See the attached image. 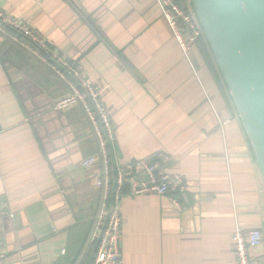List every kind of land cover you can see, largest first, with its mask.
<instances>
[{
    "label": "crops",
    "instance_id": "crops-1",
    "mask_svg": "<svg viewBox=\"0 0 264 264\" xmlns=\"http://www.w3.org/2000/svg\"><path fill=\"white\" fill-rule=\"evenodd\" d=\"M0 10L102 89L114 164L156 150L175 158L169 171L183 177V210L122 187L124 264H237L235 221L264 228V179L204 33L184 56L156 0H0ZM34 49L0 30L4 264H88L106 165L82 106L54 108L69 86ZM91 156L98 160L82 166ZM253 255L264 258V247Z\"/></svg>",
    "mask_w": 264,
    "mask_h": 264
},
{
    "label": "built area",
    "instance_id": "built-area-1",
    "mask_svg": "<svg viewBox=\"0 0 264 264\" xmlns=\"http://www.w3.org/2000/svg\"><path fill=\"white\" fill-rule=\"evenodd\" d=\"M156 2L179 48L184 56H188L190 45L203 34L194 9L181 5L177 0ZM5 28H10L30 40L35 45V55L68 84L69 92L54 102V108L62 110L70 105L80 104L92 125L98 138L100 156L106 167L96 179V184L103 187V197L93 225L91 239L95 249L88 264H124L120 245L122 187L128 183L131 195L155 193L166 197L176 210H183L184 205L179 197L184 190L183 177L169 171L175 160L174 156L156 150L148 159L130 161L124 166L114 164L110 159V149L115 137L108 112L101 100L102 89L88 82L67 58L49 50L43 39L35 35L30 27L22 25L0 10V30ZM183 32H187L188 37ZM97 160V156L88 157L82 161V166L88 167ZM110 165L114 174L112 187ZM231 240L237 264H264V258L253 255L257 249L264 247V228L253 227L245 230L235 221ZM4 259L0 238V264H4Z\"/></svg>",
    "mask_w": 264,
    "mask_h": 264
},
{
    "label": "water",
    "instance_id": "water-1",
    "mask_svg": "<svg viewBox=\"0 0 264 264\" xmlns=\"http://www.w3.org/2000/svg\"><path fill=\"white\" fill-rule=\"evenodd\" d=\"M190 3L264 179V0H190Z\"/></svg>",
    "mask_w": 264,
    "mask_h": 264
},
{
    "label": "trees",
    "instance_id": "trees-1",
    "mask_svg": "<svg viewBox=\"0 0 264 264\" xmlns=\"http://www.w3.org/2000/svg\"><path fill=\"white\" fill-rule=\"evenodd\" d=\"M178 1V0H177ZM200 40V38H198L195 42H198ZM194 42V43H195ZM109 170H110V175L113 177V168H112V165L109 166ZM112 184H113V180H111L110 182V186L112 187Z\"/></svg>",
    "mask_w": 264,
    "mask_h": 264
},
{
    "label": "rangeland",
    "instance_id": "rangeland-1",
    "mask_svg": "<svg viewBox=\"0 0 264 264\" xmlns=\"http://www.w3.org/2000/svg\"><path fill=\"white\" fill-rule=\"evenodd\" d=\"M184 6V5H183ZM188 6H189V8L190 9H192V6L191 5H189L188 4ZM186 7V6H185ZM183 34L185 35V37H188V33L187 32H183ZM203 35V34H202ZM174 37V36H173ZM175 39V38H174ZM258 228H263V227H260V226H258ZM233 247V246H232ZM234 251V250H233ZM234 255H235V252H234ZM235 258H236V255H235ZM236 263H237V259H236Z\"/></svg>",
    "mask_w": 264,
    "mask_h": 264
}]
</instances>
